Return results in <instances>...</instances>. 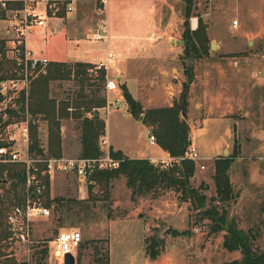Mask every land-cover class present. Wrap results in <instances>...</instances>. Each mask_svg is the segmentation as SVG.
Segmentation results:
<instances>
[{
  "label": "rangeland",
  "instance_id": "rangeland-1",
  "mask_svg": "<svg viewBox=\"0 0 264 264\" xmlns=\"http://www.w3.org/2000/svg\"><path fill=\"white\" fill-rule=\"evenodd\" d=\"M187 1L192 8L190 28L193 29L194 16L199 18L197 26L202 21L201 32L209 38L208 52L192 53L184 48L172 64L151 61L146 57L153 56L151 44L158 46L153 51L170 43L184 45ZM177 2L183 4L180 44L174 35L168 40L164 32L167 23L169 26L179 23L172 12L179 9ZM105 4L98 0L78 2V16L69 26L77 23L78 18L88 20V29L81 28L78 32L66 27L62 17L48 18L46 24L31 33L35 46L62 58L104 56L106 42L93 40L90 35L93 26L105 16L109 44L115 52L110 69L114 73L122 66L128 68L127 73L137 74L132 79L126 77L130 84L127 86L145 108L179 100L187 81L185 67L192 65L194 76L185 105L186 116H182L190 124L191 144H195L201 156L198 161L205 167L196 165L191 182L195 186L203 184L208 197L215 195V160L230 156L235 197L225 206L229 216L252 234L255 248L264 251V0H110L104 14L97 6L105 8ZM73 14L69 16L72 18ZM142 44L148 46L146 50ZM6 70L9 72L10 68ZM147 75L154 79L152 83ZM118 82L119 88L111 91L110 98L120 97L122 106L109 112L104 108L99 111L108 119L115 141L130 147L135 142L147 146L148 124L136 116L124 119L123 115L130 112L125 97L121 96L122 84L127 83L119 79ZM79 83L72 77L54 80L50 94L56 98L74 97L79 92ZM100 92L105 95L103 89ZM62 123L64 155L78 156L79 119L64 117ZM47 133V122L40 120L39 138L44 145ZM102 147L106 148L104 142ZM4 188L0 185V192ZM50 194L63 196L64 205L55 208L53 202L49 205L50 214L36 220L33 243L3 240L5 254L0 255V264H60L50 250L44 257L39 248L45 244L51 247L55 235L69 228L83 233L76 250V264H222L242 256L240 250H229L223 245L225 230L210 231V220L201 219L190 201L181 200L176 189L134 196L126 178L121 176L114 178L108 189L102 183H94L91 191L90 180L58 172L51 179ZM8 205L6 202L5 206ZM161 238L160 254L157 258L150 257L148 244Z\"/></svg>",
  "mask_w": 264,
  "mask_h": 264
},
{
  "label": "trees",
  "instance_id": "trees-1",
  "mask_svg": "<svg viewBox=\"0 0 264 264\" xmlns=\"http://www.w3.org/2000/svg\"><path fill=\"white\" fill-rule=\"evenodd\" d=\"M191 4L187 1L185 7V29L183 32L186 52L207 53L209 50L208 35L201 32L202 21L197 28H190ZM13 61L6 58L0 59V80L8 76L7 68L13 67ZM90 61L77 60L68 62L65 60H51L46 74L37 76L31 84L28 102L32 118V150L42 155H62L63 135L62 118L74 117L79 119L81 128V143L84 156H96L102 153L103 136L106 131L105 116L99 111L107 104L104 90L106 71L102 70L94 76L89 71ZM187 81L184 82L179 100L172 104L143 107L142 102L136 99L128 86L123 83V95L127 101L129 111L141 118L156 136V141L173 157L170 166H164L162 162H154L148 157H130L120 149L110 146L111 153L121 158L116 167L102 169L93 174L90 180V188L93 191L94 183H102L108 189L111 181L116 177H125L127 185L131 187L134 196L159 194L160 189H176L180 192L182 201H190L192 209L199 213L201 219L210 220V231L225 230L223 245L229 250H240L242 256L224 261L222 264H264V251L255 248L252 234L240 227L235 218L229 216L225 204L235 197L234 186L230 176L232 158L221 156L215 160L213 178L216 186L215 195L208 197L205 186H195L191 179L196 171V161L187 153L192 143L190 137V124L186 117L182 116L183 104H187L188 92L193 79V66L187 65L184 70ZM77 78L80 81V89L76 96L56 98L50 94L51 83L54 80ZM88 79V83H84ZM89 87V88H88ZM89 89L87 92L86 89ZM1 97V94H0ZM46 120L48 126V144L43 146L39 138V120ZM0 115V123L2 122ZM3 142L0 140V145ZM22 164L14 162H0V185L4 186L0 192V255L5 254L2 241L8 240L10 229L7 221V213L14 205L24 198L22 183ZM48 189L45 194V202L55 208L63 206V196H51L49 177L46 176ZM9 203L5 206V203ZM159 241L148 244L147 250L152 258H157L161 250ZM50 247L45 244L39 251L44 257L48 256ZM109 263V259H107Z\"/></svg>",
  "mask_w": 264,
  "mask_h": 264
},
{
  "label": "built area",
  "instance_id": "built-area-1",
  "mask_svg": "<svg viewBox=\"0 0 264 264\" xmlns=\"http://www.w3.org/2000/svg\"><path fill=\"white\" fill-rule=\"evenodd\" d=\"M82 0H0V18L10 21L14 30V37L10 45V60L13 67L8 76L0 80V162H14L22 164L24 176L22 188L24 198L11 206L7 213L10 229V239L31 244L34 241V226L36 220L46 217L51 209L45 202L48 189L46 176L51 177L58 171L73 173L81 180H89L96 172L119 165L121 158L111 153L110 147H102V153L96 156H65L42 155L32 150V118L28 102L32 81L41 74L48 72L51 59L45 54H37L28 46L29 34L38 26L46 24L48 18L66 16L76 10L78 2ZM107 3L108 0H98ZM104 10V6H97ZM105 12V11H104ZM105 14V13H104ZM237 24L238 20H234ZM91 39L104 40L106 51L104 56L93 55L89 60V72L94 76L106 71L104 92L107 104L103 107L122 106V100L111 99V91L119 88L118 77L108 73L109 64L115 58V52L109 44V26L105 16L101 17L93 28ZM0 53V58L2 57ZM123 95V94H122ZM121 95V96H122ZM124 96V95H123ZM112 101L114 102L112 104ZM147 133L151 143H155L156 136L148 127ZM106 138H104V143ZM187 155L199 163L201 156L194 144L189 146ZM172 159L152 160L161 161L164 166H170ZM50 185V184H49ZM83 240V233L76 228L63 229L51 240L50 254L64 264L65 255L74 253Z\"/></svg>",
  "mask_w": 264,
  "mask_h": 264
},
{
  "label": "crops",
  "instance_id": "crops-1",
  "mask_svg": "<svg viewBox=\"0 0 264 264\" xmlns=\"http://www.w3.org/2000/svg\"><path fill=\"white\" fill-rule=\"evenodd\" d=\"M110 0H108L109 2ZM156 2L158 0H155ZM161 1V0H160ZM179 1V0H178ZM108 2L105 4V9L104 11H107V4ZM177 4L179 5V9H173V15L177 17V19L179 20V23L177 25H168V23L166 25H164L167 34L169 36V39L168 40H172V37L174 35L173 38H175V41L179 38V35H180V30H181V24L183 22V14H182V8H183V4L182 3H179L177 2ZM174 7V6H173ZM73 16L74 17H70L69 15H71V13H73ZM71 13H69L68 15L66 16H57V17H62L65 19V25L66 27H70L69 26V23L73 22L72 20L76 19L77 18V13L79 12V9L78 7L76 8L75 11H73ZM105 13V12H104ZM154 14V13H153ZM86 20V22H85ZM199 20L198 17H193L192 21H191V27L194 29L197 27V21ZM78 22L77 23H72V27L71 30H75L76 32H78V30L82 31L81 28L83 29H86L88 27V20L87 18H78L77 20ZM180 26L177 28V26ZM95 26V25H94ZM93 26V28H94ZM88 29V28H87ZM91 29V28H90ZM38 29L35 28L31 33H35ZM71 34L73 33V31H71ZM93 30V29H92ZM31 33L29 34L28 36V39H27V43H28V46L31 47L37 54H45L47 55L51 60H65V61H73V60H84V61H89L90 58H82V57H73V58H62V57H58V56H55V54L51 52H49L48 50H46V48L44 47H36L35 44H34V37L31 38ZM74 36L76 33H73ZM91 36V35H90ZM14 37V30L13 28L11 27L10 25V21L9 20H6L4 18H0V53H2V58H6L7 60H10V57H9V53H10V45L12 43V38ZM115 37V36H114ZM113 39V38H112ZM111 39V40H112ZM148 46H146L145 44H142V49L143 50H146ZM155 47H158L156 44H151L149 46V49L152 51L153 53V56H146L148 59H150L151 61H156V62H162L163 64L164 63H170L172 64V61L174 59H176L178 57V55L180 53H183L184 51V48L185 46L184 45H180V46H173L172 43L168 44V45H165L166 48L163 47V49L159 48L156 50H159V51H153L155 49ZM174 47V48H172ZM164 51L165 54L163 53ZM155 52V53H154ZM167 54V55H166ZM165 59V60H164ZM150 60H148L149 62H151ZM173 69H177L176 66H173L172 67ZM160 69V68H159ZM163 69V68H162ZM166 69H163L162 71H165ZM128 68H124L122 69V66L121 67H117L116 71L114 73H112L110 67L108 69V73L111 74V75H116L118 77L119 80L121 81H124L126 82L129 87H130V84L128 83V80L126 79V77L128 79H132L133 77H136L137 74L135 73H132V72H128ZM148 77H150V80H151V83L153 82L152 80H154L152 78V76H149L147 75ZM152 78V79H151ZM130 91H131V88H130ZM131 93L133 94V92L131 91ZM122 95V94H121ZM133 96L140 100L137 96H135L133 94ZM141 101V100H140ZM142 102V101H141ZM143 103V102H142ZM170 104V103H168ZM117 108H120V107H117ZM112 110V109H111ZM127 110H129V107L127 105ZM110 111V110H109ZM108 111V112H109ZM126 115V116H125ZM123 115L124 119H131V117H133L134 115L129 112L128 114H125ZM38 117V116H37ZM36 117V119H38ZM72 117V116H70ZM74 118V117H72ZM44 120V119H42ZM106 120V131H105V135L103 136L104 138H106V141H105V144H106V147H110L112 146L114 149H120L122 150L126 155L130 156V157H148L150 158L151 160H162V159H165V160H168V159H172V156L170 154L169 151H167L166 149H164L158 142H155V143H151L149 142V144L147 146H143V145H140L139 142H135L132 144V146L130 147L128 144H122L121 142H117L115 141V138L114 136L112 135V132L111 130H109V123H108V119L105 118ZM40 121V120H39ZM46 121V120H45ZM47 122V121H46ZM148 129V127H147ZM47 130H48V126H47ZM203 130V128H202ZM62 135H63V141H62V146H63V152H62V155H64V151H65V146H64V143L65 142V137H64V128H63V123H62ZM47 138H48V133H47ZM104 138H103V142H104ZM78 142H80V144H78V151L80 152L79 155H81V152H82V143H81V139L77 140ZM195 143V142H194ZM48 144V139H47V142H46V145H44L42 143L43 146H47ZM195 145V144H194ZM58 172H61V171H58ZM56 172V174L58 173ZM66 173V172H65ZM55 174V175H56ZM55 175H53L51 177V179H54ZM51 179H50V185H51Z\"/></svg>",
  "mask_w": 264,
  "mask_h": 264
},
{
  "label": "water",
  "instance_id": "water-1",
  "mask_svg": "<svg viewBox=\"0 0 264 264\" xmlns=\"http://www.w3.org/2000/svg\"><path fill=\"white\" fill-rule=\"evenodd\" d=\"M176 42L180 44V43L183 42V40L178 38L176 40ZM211 46L214 47V43H212ZM192 53H194V52H192ZM190 62L193 63V59L192 58H191ZM182 114L184 116H186L185 104H183ZM1 181H5V179L0 178V182ZM64 264H76V256H75V254L74 253L66 254L65 258H64Z\"/></svg>",
  "mask_w": 264,
  "mask_h": 264
}]
</instances>
